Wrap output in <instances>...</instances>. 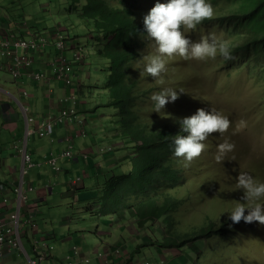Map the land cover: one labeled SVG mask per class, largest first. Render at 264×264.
<instances>
[{
	"label": "rangeland",
	"instance_id": "rangeland-1",
	"mask_svg": "<svg viewBox=\"0 0 264 264\" xmlns=\"http://www.w3.org/2000/svg\"><path fill=\"white\" fill-rule=\"evenodd\" d=\"M136 1V5L146 9L148 13L157 2H168V0ZM209 2L216 9L215 17L204 21L195 31L186 34L193 42H198L202 37L215 35L218 40L227 41L230 46L238 43L243 36L228 31L225 24L220 23L219 16L229 14L231 10L240 9L243 4L249 6L248 0H209ZM70 4V0H0V12L7 14L18 30L27 27L30 30L39 31L50 41H53L54 35L60 32L65 35L80 34L82 43L79 44L83 46L89 41L94 42L95 52L86 60L87 64H81L80 67L78 65L81 61L75 63V69L72 71L77 98L86 101V107H80L79 114L85 119L87 137L79 135L69 142L67 140L63 148L61 144L55 145L53 150L58 154L70 143H74L76 147H92L94 152L103 154L101 148L109 146L113 148L114 157L118 161L112 166V172L120 174L129 169L131 149L128 150L125 145L127 140L124 138L123 129L115 121L114 109L106 105L108 96L103 86L108 80L106 68L108 59L97 54L98 42L91 40L90 36L84 32L82 20L76 12L69 10ZM143 39L140 61L137 64L138 73L141 86L151 90L147 100L141 102V118L149 122L173 121L174 118L169 113L176 108L174 106L176 102L177 105H183L181 108L184 109L186 117L196 113L199 108L208 111L215 108L223 111L231 121L227 132L223 135L213 133L206 141L209 144L212 142L215 144V155L218 144L225 139L235 145L234 150L226 155L224 161L217 163L213 159L212 149L208 146L203 154L187 167L185 185L179 190V195H185L187 198L181 207L180 219L194 223L212 214L219 217L220 214L231 211L238 201L243 202L241 200L243 191L236 187L240 172H246L264 182V168H259L262 164L264 166V57L255 60L253 57L238 55L235 60L226 61L218 55L215 60L198 61L184 60L176 56L166 65L167 71L162 74L164 83L160 84L144 72L147 60L143 57L156 53L155 44L148 39L147 34L143 36ZM72 44L71 41L67 42L66 51H70L66 54L68 56L71 55L72 50L69 45ZM49 47L51 44L46 47V50ZM70 57L75 59L72 55ZM54 83L63 82L43 80L40 91L43 92L45 88L50 90ZM20 84L27 90H31L27 98L33 104V114L37 113L34 105L35 90H32L31 84L27 81ZM73 86L71 88H74ZM66 87L70 89L69 86ZM164 88H172L178 93L179 90H183L184 93H179L182 98L174 103L169 102L160 113H157L154 111L151 96ZM69 95L70 92L64 94L62 102ZM92 108L95 110L92 111ZM37 119L38 127L44 116ZM241 120L246 122V126H240ZM34 121L35 118L32 120V127L36 125ZM72 124L76 129L77 123L67 121L66 125ZM57 129L54 127L53 134L46 136L32 133L28 139L29 149L32 150L36 140L54 135ZM77 131H79L78 125L77 130L66 134L76 135ZM62 166L59 174H51L50 177L55 180L58 177H64L63 168L67 166V162ZM111 174L102 175L100 182L99 177H94V181L87 179L89 182L91 180V184L78 190L77 195L73 192H65L66 187L63 183L58 187V181H53V188L54 186L55 188L51 194L52 197L47 201H41L40 204H31L35 212L34 218L38 220L41 230L55 234L54 252L65 255L74 245L82 249L87 239L96 246L103 247L102 240L110 239V236H102V240L100 237L99 232L107 231L110 227L101 221L99 195L105 189V177ZM127 225V230H121L115 225L113 231L114 234L121 235L120 239L127 248L132 247L131 252L135 253L131 260L133 264L146 260H150L151 264H192V261L200 256L199 249L202 248L206 251L204 258L206 264H264V225L258 222L233 224L231 233L221 242L215 239L213 244H210L204 239L199 243L191 244V248L182 250L171 248L163 253H159L155 246H142L143 252L140 254L134 252V249L142 243V239H148L149 235L139 231L132 220L128 221ZM83 234L87 239L82 237ZM149 234L151 236L154 234L152 229ZM212 245L216 249L213 254L208 253ZM45 263L49 262L46 260Z\"/></svg>",
	"mask_w": 264,
	"mask_h": 264
},
{
	"label": "trees",
	"instance_id": "trees-1",
	"mask_svg": "<svg viewBox=\"0 0 264 264\" xmlns=\"http://www.w3.org/2000/svg\"><path fill=\"white\" fill-rule=\"evenodd\" d=\"M70 1L69 10L80 17L84 32L91 40L98 42L97 54L108 59V80L103 86L108 96L106 105L114 109L115 121L123 129L127 140L125 145L128 150L131 149L129 169L120 174L111 172L105 178V189L99 195L100 214H112L120 223L132 220L139 231L148 233L149 238L134 249L137 253L143 251L142 246L182 250L204 239L210 244L215 239L221 242L231 233V211L219 217L208 215L194 223L179 217L187 199L185 195H179L180 187L185 185L187 168L184 167L183 158L174 156L173 141L182 132L179 121L186 117L181 108L183 105L173 102L176 108L169 113L173 121L149 122L141 118V102L147 100L151 90L141 86L137 65L143 36L146 34L143 20L148 11L138 7L136 0ZM248 3L249 6L243 4L240 9L222 14L219 21L231 33L243 36L231 46L235 57L241 55L259 60L264 57V0H248ZM65 39L71 41L72 46L79 45L83 50L78 66L87 64L86 60L95 52L94 42L89 41L91 45L86 43L84 46L79 44L82 43L80 34H68ZM180 98L182 95H179ZM70 106L75 108L77 117L68 121L77 123L80 131L83 124L85 128V119L80 117L79 108H85L86 101L76 97ZM79 131L76 136H79ZM205 143L212 149L215 159V144ZM112 150L107 153L113 155ZM259 168H264L263 164ZM150 229L154 232L152 236L149 234ZM215 251L213 245L208 249V253L213 254ZM199 254L192 264H206V251L199 249Z\"/></svg>",
	"mask_w": 264,
	"mask_h": 264
},
{
	"label": "crops",
	"instance_id": "crops-1",
	"mask_svg": "<svg viewBox=\"0 0 264 264\" xmlns=\"http://www.w3.org/2000/svg\"><path fill=\"white\" fill-rule=\"evenodd\" d=\"M2 13L0 12V35L5 34L7 27L13 25L9 16ZM56 55L57 52L52 46L43 52H36L34 53L35 65H38V68L41 69H48L49 61ZM23 81H27L31 84L32 90H35L36 98L34 100V105L37 112L35 114H33V104H31L27 98L30 96L29 92L31 90L28 89V91L24 85L20 84ZM40 85L41 83H37L28 77L15 80L9 72L0 70V211L2 212L3 219L6 222L9 221V216L15 209V190L20 185L22 179L21 168L23 165V154L20 149L24 147V145H26L27 150L32 154L33 159L38 162V164L30 168L27 175L24 177L23 185L29 197L28 206H30L33 213L35 212L31 207L32 203L37 205L40 204L41 201H47L48 198L52 197L51 194H53L55 186L54 188L52 187L53 189L51 188L48 191L43 190V186L48 181H58V187H60L63 183L66 187L65 192H73L77 195L78 190L86 188L88 184H91V180L94 181V177H99V181L102 175L111 173L113 170L112 166L118 162L117 158L114 157V154L111 155V153L108 154L107 152H103V154L100 152H94L92 147L81 148L82 150L90 152V157L86 160L82 155H77V157L75 156L72 160L68 159V161L66 159L67 157L60 156V152L56 154L55 150H53L55 149V145L61 144L63 148L65 145L64 143L67 141L66 137L68 135L66 133H73L77 129V124L76 129L73 124H59L56 126L58 129L55 131L54 135L46 137V139L36 140L32 150H30L28 140L30 135L28 137L26 136L28 126L26 115L32 120L35 118L34 122L36 125L32 127L31 120L29 127L37 129L39 121L37 118H42L43 116L45 117V115L49 112L56 115L63 106L72 104V101H69L71 99H69L66 103L64 98V102H62L63 95L71 92V87L68 89L64 83H54L52 84L53 87H51L50 90L45 88L43 89V92H41ZM24 91L28 94L24 95ZM73 92L76 94V88ZM34 115L36 117H34ZM36 134H38V132H34V135ZM76 137L77 136L74 135V138ZM84 138H86V136ZM52 153L54 154L53 156L57 157L58 163L61 167H63L62 165L67 162V166L63 168L65 176H61V178L58 177L59 180H55L50 177L51 174H56L53 167L47 162V158L51 156ZM33 171L35 173H33ZM76 174L81 176V180L78 183L73 184L72 178L73 175L75 176ZM87 179H91L90 182L87 181ZM32 184H34L36 188L29 189ZM100 217L102 218L101 221L110 227L107 231L99 232L101 240L102 236H110V239L102 240L103 247H98L95 243L89 242V239H87L83 234L82 237H85L87 240L85 245L82 246L83 248H80L82 253L84 255H90L94 259L96 257L95 252L97 250L106 251L109 256L108 264H123V262L124 264H127V262H129L128 260H130L129 264H133L131 260L133 259L135 253L131 252L132 247L131 249L130 247L127 248L120 239L121 235L118 236L114 234L113 231V227L115 225V227L120 228L121 230H127V221L125 223H120L112 214H100ZM34 219L37 222L38 230H40L43 235L47 236L54 244L53 239L55 238V234L44 229L41 230L38 220L36 218ZM23 243L25 251L6 246V250L2 255H0V264H27L28 257L32 255L30 241L27 235L24 237ZM116 249H119L118 253H116ZM157 250L159 253L166 251L165 249L163 250L160 248H157ZM51 253V257L47 259L49 263L44 262V264H59V262L66 255H61L54 252V250ZM140 263L141 262H136L135 264Z\"/></svg>",
	"mask_w": 264,
	"mask_h": 264
},
{
	"label": "clouds",
	"instance_id": "clouds-1",
	"mask_svg": "<svg viewBox=\"0 0 264 264\" xmlns=\"http://www.w3.org/2000/svg\"><path fill=\"white\" fill-rule=\"evenodd\" d=\"M215 15L216 9L209 0L157 2L143 20L145 32L148 39L154 42L156 53L143 57L147 60L144 72L163 84L162 74L166 73V65L173 57L206 61L215 60L219 55L226 61L235 60L227 41H220L215 35H210L193 42L186 34L195 31L199 25L213 19ZM179 93L184 92L179 90ZM179 93L172 88H164L154 93L151 96L154 111L160 113L169 102H175L179 98ZM179 123L182 132L174 137V156L183 158L185 168L203 154L208 147L205 141L213 133L223 135L231 126L229 117L215 108L210 111L199 108L195 114L181 119ZM240 126H246V122L241 120ZM234 148L235 145L227 139L218 144L215 155L217 163L224 161ZM236 187L243 191V202L238 201L231 210L229 218L232 224L244 221L246 224L258 222L264 225V182L246 172H240Z\"/></svg>",
	"mask_w": 264,
	"mask_h": 264
},
{
	"label": "built area",
	"instance_id": "built-area-1",
	"mask_svg": "<svg viewBox=\"0 0 264 264\" xmlns=\"http://www.w3.org/2000/svg\"><path fill=\"white\" fill-rule=\"evenodd\" d=\"M6 33L0 35V70H5L11 74L13 79L19 80L24 77L41 83L43 80H61L65 86L71 87L74 82L72 80V71L75 69L74 64L79 63L82 59V48L79 45H70L72 49V59L66 55V49L68 47L66 41V35L57 33L53 37V41H50L45 34L30 30L25 27L18 30L17 26L7 27ZM51 44L57 52V55L49 61L48 69H41L35 65L34 53L43 52L46 47ZM72 88L70 95L65 97V101L76 99V94ZM28 93L24 91V95ZM74 105V104H73ZM75 108L70 105L63 106L59 113L53 115L51 112L47 113L37 129L29 127L31 118L26 115L28 137L34 132H38L40 136L51 135L54 132V127L59 124H66L68 120L76 118ZM79 123L83 124L82 120ZM78 135L86 136V131L83 127L77 133ZM74 135H68L66 140H72ZM111 147L101 148L102 152H108ZM23 154L22 165V179L20 185L16 188V204L15 209L9 216V221H4L3 214L0 211V255L6 250L5 247H14L21 251H25L24 237L27 235L31 245L32 255L28 257L27 264H44V262L51 257L55 245L50 239L43 235L38 230L37 222L34 219V213L28 206L29 197L24 188V177L36 164L37 161L33 159L32 154L27 150L26 145L20 149ZM78 153V154H76ZM62 157L74 158L75 156H83L86 160L90 157V152L82 150L76 147L74 143H70L69 146L59 153ZM51 156L47 158V162L53 167L56 174L61 171V166L58 163L57 157ZM81 180V176L73 175L72 183H78ZM53 187V182L48 181L43 190L48 191ZM36 186L32 184L29 189H34ZM29 233V235H28ZM116 253L119 249L115 250ZM96 257L93 259L90 255H84L79 246H72L66 253L65 257L59 262V264H108L109 256L108 252L97 250L95 252ZM124 264V262H123ZM140 264H151L150 260L142 261Z\"/></svg>",
	"mask_w": 264,
	"mask_h": 264
},
{
	"label": "bare ground",
	"instance_id": "bare-ground-1",
	"mask_svg": "<svg viewBox=\"0 0 264 264\" xmlns=\"http://www.w3.org/2000/svg\"><path fill=\"white\" fill-rule=\"evenodd\" d=\"M73 86V85H72ZM27 175V174H26Z\"/></svg>",
	"mask_w": 264,
	"mask_h": 264
}]
</instances>
